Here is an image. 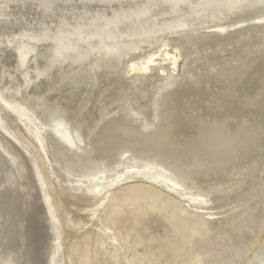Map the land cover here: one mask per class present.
<instances>
[{
    "label": "bare ground",
    "instance_id": "obj_1",
    "mask_svg": "<svg viewBox=\"0 0 264 264\" xmlns=\"http://www.w3.org/2000/svg\"><path fill=\"white\" fill-rule=\"evenodd\" d=\"M263 175L264 0H0V264H66L54 183L93 200L72 238L92 224L91 246L125 264L112 190L143 181L207 221ZM158 214L131 218L134 235Z\"/></svg>",
    "mask_w": 264,
    "mask_h": 264
},
{
    "label": "rangeland",
    "instance_id": "obj_2",
    "mask_svg": "<svg viewBox=\"0 0 264 264\" xmlns=\"http://www.w3.org/2000/svg\"><path fill=\"white\" fill-rule=\"evenodd\" d=\"M154 71L152 74L156 77ZM9 122L25 141H29L14 120L9 119ZM43 172L47 177L45 168ZM135 189L138 193L133 196H121L130 195ZM49 192L61 222L66 264H69L67 256L72 253V264H112L116 253L109 244L99 247L89 243L97 231L92 224L83 230L79 239L72 238L76 233L70 232L66 225L68 216L74 220L88 219L85 206L93 200L82 195L66 196L55 183L49 185ZM110 198L120 199L112 204L109 213H116L113 228L118 232L124 231L120 240L123 250L129 255L127 264L138 256L142 257L138 264H255L264 251L263 240L253 249L252 256L244 258L245 244L254 236L264 234V175L256 183L234 193L231 201L212 202L210 210L215 212L216 218L207 221L201 215L183 209L172 195L143 181H134L112 190ZM250 208H254L255 213L251 232L242 241L229 240L226 237L228 225ZM155 213H159L160 217L156 232L144 226L141 229H148L145 235H134L138 223L132 222L131 218L140 222Z\"/></svg>",
    "mask_w": 264,
    "mask_h": 264
}]
</instances>
